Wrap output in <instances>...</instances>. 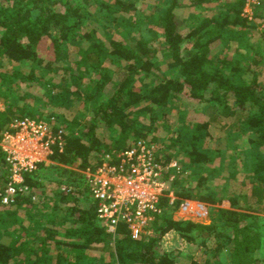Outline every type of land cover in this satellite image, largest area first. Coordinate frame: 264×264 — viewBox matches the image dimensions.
Instances as JSON below:
<instances>
[{
  "label": "trees",
  "instance_id": "trees-1",
  "mask_svg": "<svg viewBox=\"0 0 264 264\" xmlns=\"http://www.w3.org/2000/svg\"><path fill=\"white\" fill-rule=\"evenodd\" d=\"M206 1L190 4L199 7ZM258 1L248 19L242 15L245 0H224L222 9L183 35L175 18L177 0H166L153 12L140 10L138 0H0V137L13 119H45L57 128L67 122L57 109L81 103L83 114L63 127V149L54 147L50 162L24 174L28 192L9 204L0 201V264H175L180 251L162 247L170 232L207 249L209 241L219 240L210 250L215 261L220 248H226L230 264H262L264 77L256 66L264 51L257 40L253 68L248 60L241 62L245 57L239 51L252 45L246 38L258 24L264 37V0ZM95 20L105 38L92 26ZM115 29L122 37L115 36ZM71 40L78 46L75 59L67 45ZM216 41L223 45L220 52L213 51ZM231 43L237 54L228 57ZM42 50L49 58L40 56ZM31 81L45 84L43 94L32 97L21 90ZM191 101L212 110L206 118L192 111L155 154L163 165L177 159L179 172L170 183L175 199L160 198L161 211L147 239H132L123 224L113 237L97 218L96 202L79 170L94 167L106 153L148 141L157 129L154 110ZM136 110L149 113L150 124ZM222 121L238 122V134L245 136L243 143L234 140L229 168L246 191L209 184V174L219 171L223 158L220 149L206 148L204 142L209 125ZM6 180L0 149V187ZM183 199L218 206L221 222L175 217Z\"/></svg>",
  "mask_w": 264,
  "mask_h": 264
},
{
  "label": "built area",
  "instance_id": "built-area-1",
  "mask_svg": "<svg viewBox=\"0 0 264 264\" xmlns=\"http://www.w3.org/2000/svg\"><path fill=\"white\" fill-rule=\"evenodd\" d=\"M258 2L245 0L242 15L251 19ZM63 134L61 126L54 128L45 119L23 117L10 122L0 137L7 167V180L0 187L2 204L28 192L24 174L34 171L40 162L48 163L54 147L63 149ZM157 150V144L137 140L114 154L106 153L94 167L79 170L96 202L97 218L113 237L118 225L123 224L132 239H147L155 214L161 211L160 198L166 195L170 202L175 199L170 183L179 172L178 162L171 159L166 165L159 163ZM175 213L178 218L202 220L207 208L198 200L183 199Z\"/></svg>",
  "mask_w": 264,
  "mask_h": 264
},
{
  "label": "rangeland",
  "instance_id": "rangeland-1",
  "mask_svg": "<svg viewBox=\"0 0 264 264\" xmlns=\"http://www.w3.org/2000/svg\"><path fill=\"white\" fill-rule=\"evenodd\" d=\"M101 1L103 3L106 2L111 3L113 0H101ZM177 1L179 3V6H177L174 10L175 18L177 22V29L183 35L187 33L190 29L198 25L201 19L205 17H211L216 13L217 10L222 9L224 3L223 2L224 0H209L204 2L201 6L196 7L190 4L191 0H177ZM165 3L166 0H138L137 6L140 10H143L144 12H153L155 10H159L165 7ZM91 9L92 10L94 9V5H91ZM104 10L105 9H102L99 13L97 12L98 15L102 16L105 12ZM96 20L92 23V26L98 29L97 32L100 37H104L106 35V32L105 30H102L101 26H99V23H97ZM101 21L103 23V20ZM262 26H263L262 23L258 24L256 29H252L250 32V36L248 35V38H246L252 43L249 49H245L244 47L239 48V51H241L243 57H245L241 59V62L243 63L244 59L248 60L252 68L254 67V65L251 63V59L253 57L254 46L256 45L257 40L261 41V46L263 47V51H264V37H262L260 34ZM114 34L116 37H122L121 33L116 29ZM67 45L70 50V58L71 59L78 58L77 44L73 40H71L68 42ZM231 45H232V49L229 51H225V54L228 57L233 55V53L234 54L236 53V51L234 50L235 44L231 43ZM212 47L214 52H220L223 49V45L220 41L214 42L212 44ZM40 56L43 57L44 59L49 58V54H47V52L43 50L41 51ZM4 63L5 66H7V62L5 61ZM21 67L25 69L28 68L27 64H21ZM256 68L258 70L257 72L260 73L261 77H264V59L259 62ZM21 90L29 91L30 95H32V97H35L43 94V92L45 91V84L38 81H31L30 83L23 84ZM110 92L111 89H108L106 91V95L110 94ZM96 99L97 96L93 98V101ZM141 106L142 105L139 106V109ZM0 108H2V104H0ZM211 110L212 109H210V106H208L207 104L199 103V102L197 103L195 101H191L190 103H188V105H185L182 102H175V104L170 106V108L167 111L156 109L154 110L152 115L154 118H156V121L154 122L153 126L157 129L150 135L151 138L149 137L148 141L157 144L158 148L163 147L166 138L169 136V134L173 130L177 129L182 122L184 121L186 122L190 120L192 111H196V112L199 111L198 113H200L201 117L206 118ZM56 112L61 113L63 115V118L67 120V122L63 125V127L69 125L72 119L74 118L81 119L83 117L81 103H76L69 108L57 109ZM136 112L141 113L140 119H143V121L146 124H150L148 117L149 113L142 110H136L134 114ZM51 121H54V123L56 122V117L54 115L52 116ZM233 123L234 122H230V121L227 122L222 121L218 124L216 123L210 124L208 128L210 137L208 140L204 142V147L210 149L211 147H215L220 149L221 159L223 158L222 166L218 167L219 171L216 174H209L208 177L209 184H212L217 187L222 186L228 189L229 192L237 193L239 191L242 192L243 190L246 191L247 189H245V187L243 186V182L239 178H237L238 177L237 174L231 172L229 168L230 165L229 156L235 153L236 150L234 140L236 139L239 143H243L245 141V136L243 134L241 135L240 133L238 134L239 131L238 122H235L234 124ZM166 126L168 127V129L166 128ZM79 129H80L79 125L74 126V130L76 132H78ZM99 134L103 137H108V134L102 132L101 130H99ZM242 158H240L239 161L243 160ZM95 161L96 159L91 160V163L94 164ZM187 182L191 183L192 185L195 184L194 179H188ZM205 205L207 208V214L205 218L197 221H200L205 224L208 223L217 224L221 222L222 218L218 206L211 205L208 203H205ZM174 216L178 217L176 213L174 214ZM261 217H264V214H262ZM259 224H260L259 230L261 232L262 237L264 238V221H261ZM218 241L219 240L209 241L208 244L209 247L207 249L205 248L206 246H196L190 243L188 244L186 242H182L181 238L176 233L170 232L164 237L162 247L166 248L167 250L180 251V254H178L176 258L175 264H192L191 263L192 261H196L199 264H203L207 259L210 260V264H230V253L226 248H220V250L218 251L216 261L215 259H212V251L210 250L211 248L216 247ZM262 264H264V258Z\"/></svg>",
  "mask_w": 264,
  "mask_h": 264
}]
</instances>
